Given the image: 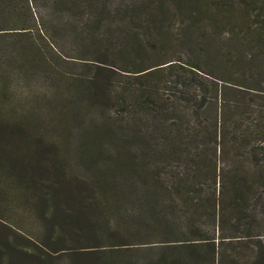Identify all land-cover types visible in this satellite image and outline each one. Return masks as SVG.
<instances>
[{
    "label": "trees",
    "instance_id": "1",
    "mask_svg": "<svg viewBox=\"0 0 264 264\" xmlns=\"http://www.w3.org/2000/svg\"><path fill=\"white\" fill-rule=\"evenodd\" d=\"M258 3L260 10L254 14L250 7ZM35 6L43 11L40 16L33 12ZM78 15L86 19L80 27L73 24ZM261 15L262 20L255 19ZM183 18L227 25L230 39L243 46L261 35L264 0H0L1 30L31 32L30 22L37 19L43 22L41 31L57 46L69 37L107 36L113 47L109 44L97 60L108 66L100 65L105 71L75 91L72 102L76 105L85 97L83 101L97 108L101 120L81 139L82 171L71 175L69 194L63 197L71 199L74 208L66 221L76 223H67L90 225L88 231L99 239L98 246L156 240L182 241L188 250L203 245L216 250L217 242L231 241L238 232L251 236L259 232L256 226L264 228V194L255 197L264 191V83L259 78L242 81L236 75L226 80L194 64L200 76L193 81L197 84L177 92L173 108L157 109L162 119L149 123L137 115L122 127L113 125L110 102H123L133 94L128 85L115 90L117 65L129 55L145 61L152 32L168 20ZM167 63L144 64L133 71L144 84L137 89L133 112L150 106L143 97L159 92L162 81L152 77L177 66ZM129 68L119 69L132 71ZM145 80L149 81L145 84ZM68 112L66 125L79 124L75 108ZM211 148L214 156L207 153ZM180 163H184L182 173L174 174L171 165ZM167 173L175 180L166 179ZM58 176L64 190L63 173ZM81 180L87 195L79 188ZM185 259L186 264L192 261Z\"/></svg>",
    "mask_w": 264,
    "mask_h": 264
},
{
    "label": "rangeland",
    "instance_id": "2",
    "mask_svg": "<svg viewBox=\"0 0 264 264\" xmlns=\"http://www.w3.org/2000/svg\"><path fill=\"white\" fill-rule=\"evenodd\" d=\"M260 5H251L254 14ZM32 10L38 16L43 12L36 6ZM255 19L262 20L263 15ZM45 21L49 23L48 18ZM85 21L78 15L73 24L80 27ZM42 23L31 21V32L0 29V264H186L187 257L192 258L190 264H264V228L259 225L255 227L259 231L256 235L238 232L239 237L231 241L217 242L216 250L207 245L188 250L182 247V241L98 246L99 239L88 231L90 225L66 221L74 208L71 199L63 197L69 194L71 175L82 171L81 139L101 120L97 108L83 101L85 97L76 105L72 101L79 84L83 88V82L105 71L102 66L107 65L97 60L108 50L110 40L107 36L84 40L69 37L57 46L49 34L41 31ZM118 23L123 25L120 19ZM229 29L207 18L196 22L183 18L168 20L153 31L154 40L147 47L145 61L129 55L117 65L115 90L128 85L133 94L123 102H110L113 125L122 127L137 115L149 123L162 119L157 109L173 108L174 95L197 84L193 81L200 76L194 64L226 80L239 75L242 81L259 78L263 84L264 26L255 41L243 46L234 44ZM161 62L177 66H168L152 77L153 81L162 80L159 92L143 97L150 106L133 112L137 89L144 86L143 79L133 71L144 64ZM184 66L187 69H177ZM123 67L132 71L119 69ZM170 77L172 81L166 84ZM72 108L80 122L66 125ZM152 130L149 126L148 132ZM207 153L214 156L212 148ZM183 164L171 165L174 174L182 173ZM62 173L64 190L58 179ZM165 177L175 180L171 173ZM79 186L82 195H87L83 180ZM261 194L264 191L259 190L255 197Z\"/></svg>",
    "mask_w": 264,
    "mask_h": 264
}]
</instances>
